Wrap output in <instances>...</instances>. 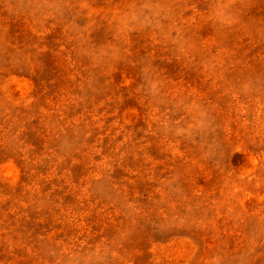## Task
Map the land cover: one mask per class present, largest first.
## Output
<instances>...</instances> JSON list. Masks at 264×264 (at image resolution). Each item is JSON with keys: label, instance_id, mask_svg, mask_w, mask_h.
<instances>
[{"label": "rangeland", "instance_id": "374dc122", "mask_svg": "<svg viewBox=\"0 0 264 264\" xmlns=\"http://www.w3.org/2000/svg\"><path fill=\"white\" fill-rule=\"evenodd\" d=\"M0 264H264V0H0Z\"/></svg>", "mask_w": 264, "mask_h": 264}]
</instances>
